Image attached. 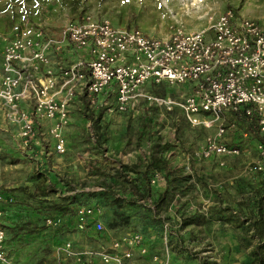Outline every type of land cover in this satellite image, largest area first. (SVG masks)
<instances>
[{"label":"rangeland","instance_id":"rangeland-1","mask_svg":"<svg viewBox=\"0 0 264 264\" xmlns=\"http://www.w3.org/2000/svg\"><path fill=\"white\" fill-rule=\"evenodd\" d=\"M230 8L264 27V0H0V44L13 24L34 21L37 14L49 18L53 31L89 14L107 18L115 27L166 37L173 27L198 31L207 13ZM192 84L152 83L147 89L174 95ZM152 105L139 102L127 113L104 110L95 122L87 118L90 111L81 102L72 103L64 154L55 153L46 124L41 137L47 146L24 147L19 129L0 111V186L16 199L12 222L17 224H11L15 229L8 233L7 260L1 264H85V259L79 262L67 254L66 243L74 252L102 251L133 233L143 238L151 259L133 253V263L126 264L253 263L256 246L264 242V213L257 202L262 187L243 170L252 145L241 149L239 158L245 162L230 176L198 156L208 132L190 126L180 112ZM225 114L228 137L241 139L235 113ZM156 145H168L167 151L155 154L166 159L168 171L150 170L159 177L155 185L150 177L149 202L142 204L139 198L132 205L128 201L136 199L119 171L123 165L145 170ZM85 188L96 191L87 194ZM167 190L171 200L159 207L157 201ZM190 204L197 210L189 209ZM81 205L101 211L102 234L76 233L74 212ZM164 220L170 221V228Z\"/></svg>","mask_w":264,"mask_h":264},{"label":"built area","instance_id":"built-area-1","mask_svg":"<svg viewBox=\"0 0 264 264\" xmlns=\"http://www.w3.org/2000/svg\"><path fill=\"white\" fill-rule=\"evenodd\" d=\"M58 32L61 38L48 35L26 19L13 24L4 39L0 101L8 121L19 129L24 147L47 146L38 136L44 121L49 122L55 153L64 154L69 107L82 98L90 110L121 113L135 109L139 102L167 112L179 109L193 128L213 131L199 151L201 159L234 157L241 149L223 141L229 126L225 113L230 110L256 117L258 158L244 170L264 173V27L257 21L238 16L230 8L207 13L205 25L198 31L173 27L169 35L158 37L136 27H115L107 18L86 14L65 22ZM65 51L73 56L69 63L54 60L56 53ZM189 81L193 84L183 94L162 96L147 89L152 83L184 87ZM106 94L114 101L105 98ZM242 137L249 139L247 133ZM218 165L223 167L224 160ZM158 177L153 176L152 185ZM11 202L13 198L0 186V263L7 260L3 207ZM148 202V198L140 200ZM189 209L197 207L190 204ZM164 221L165 228H170V221ZM75 224L81 232L104 230L101 211L92 206L77 208ZM64 249L79 262L85 259L91 263L97 257L102 264H126L134 250L140 255L147 252L138 234L113 241L108 250L74 252L71 243Z\"/></svg>","mask_w":264,"mask_h":264},{"label":"trees","instance_id":"trees-1","mask_svg":"<svg viewBox=\"0 0 264 264\" xmlns=\"http://www.w3.org/2000/svg\"><path fill=\"white\" fill-rule=\"evenodd\" d=\"M81 16H83L82 14L79 15L78 17L80 18ZM77 18V17H76ZM157 95H162V96H166L167 93L165 91H160V92H153ZM141 103V102H140ZM143 104L148 106V103L146 102H142ZM151 108V105L149 106ZM152 107H155L152 105ZM132 111V110H130ZM127 111V112H130ZM180 112L181 111L179 109H174L171 112ZM103 112L105 111H98L97 113L94 111H90V114L87 116V118L89 119H93L95 120V122L101 118V115L103 114ZM127 112H123V113H127ZM95 114V117L93 116ZM182 114V113H181ZM184 118V117H183ZM235 120L239 121V123L241 124V133L239 134V137L242 138V134L247 133L248 138H256L257 137V119L254 115L252 116H245L244 114H235ZM185 120V119H184ZM186 121V120H185ZM199 130H204L206 132H208L207 135L210 134V130H207L203 127L199 128ZM206 135V136H207ZM168 150V145L162 146V145H156L154 148V153L152 154L150 160H149V164L146 166L145 170H140L138 167H127V166H122L121 170L119 171V174L126 178V182L128 185V191L130 193V195L135 198L134 199H130L128 202L131 203L132 205L137 203V200L140 198L144 199L147 198V196L149 195V183H150V177L152 175L151 172L155 171H164L167 172L168 168H169V163L166 161V159L164 157H162L161 155H155V154H161V152L163 151H167ZM153 177V175H152ZM263 193L260 195V198H258L257 202H258V209L260 210V212L264 213V189H262ZM94 193V192H91ZM89 192H87V194H91ZM4 194H6V196L8 197H12L13 198V202H11V204H8L6 206L3 207V210L5 212V215L3 217V222H2V226L5 229L6 232V239H5V246L7 245L8 242V233L9 231L14 230L15 228H13L12 225H17V224H13L12 222V216H13V209L16 205V199L14 197L13 194H10L8 191H4ZM165 197L162 198L159 202L157 201V205L159 207H162L165 203L166 206H168L171 197H167L169 195L168 190L165 191ZM82 206V205H81ZM86 206V205H83ZM78 208V207H77ZM77 210V209H76ZM76 210L74 212V218H73V224H74V228L76 226ZM12 224V225H11ZM104 225V223H103ZM116 224L112 223L111 227L115 226ZM102 232L100 233H96L97 235L102 234ZM136 234V233H133ZM256 251L254 252V260L252 264H264V242L261 243L260 245L256 246ZM6 253V251H5Z\"/></svg>","mask_w":264,"mask_h":264},{"label":"crops","instance_id":"crops-1","mask_svg":"<svg viewBox=\"0 0 264 264\" xmlns=\"http://www.w3.org/2000/svg\"><path fill=\"white\" fill-rule=\"evenodd\" d=\"M35 17L36 18L33 19L34 21H30L33 25H35L37 27L40 26L41 28H43L44 32H46L48 35H52L53 37H56V38H61L60 37L61 35L58 32L59 30H54L53 31V28H50L49 24L52 23V22L47 21V20H49L48 17H46L45 15L40 16L39 14L35 15ZM28 20H30V19L28 18ZM4 45H5V43L3 41L0 44V63H1V52H2V48H3ZM72 57L73 56H71L68 52L65 51V52H62V53H56L54 55V60L56 59V60H59L61 63L66 64V63H69L71 61ZM104 97L107 98L110 102L114 101V97H112L111 94H106V95H104ZM76 102H81L83 104V107L87 108L86 105H85L84 99L79 98V99L75 100L73 103H76ZM4 110H5V108H1L0 107V111L3 114V116L5 115L4 114L5 113ZM89 111H94V112L97 113L99 110H95V109L90 110L89 109ZM45 124H46L45 129H47V132L49 130V128H48L49 127V122H43V123L41 122V124L38 127V136L39 137H41L42 129H44V128H42V126L45 125ZM233 126H234V124L231 127L233 128ZM228 130H229V126H228ZM228 130H227V132H228ZM227 132H226V135L223 137V141L228 146H234L235 145V146L239 147L240 149H242L244 146H248L249 147L250 145H252V148H251L250 152H248V154L250 156H247L248 157L247 159H249V161L247 163H245L246 165L243 168V170H244L246 166H248L251 162L255 161L258 158V154L256 152V142H257V139H258L257 138L258 134H257L256 138L245 139V138L242 137L241 139L237 140L235 138L234 139L229 138ZM211 133H213V131H211ZM34 146L37 147V145L31 144V146L28 147V148H31V147H34ZM239 157L240 156L218 157V158L214 157L212 159H208V161H211L217 167H220V168L224 169V172L231 176V174L235 173V170H237L245 162V158L240 159ZM220 159H223L224 162H225V165L223 167L218 165V161ZM244 172L246 173L245 170H244ZM246 174H248V173H246ZM248 175H250V176L253 175V177H255V182L258 183V186H260V187H262V189H264V173H251V174H248ZM223 176H226V175H224V173H223ZM230 176H227V177H230ZM257 192L258 191H256V194L258 195ZM260 195L261 194H259V196ZM225 196H228V194L226 193ZM232 197L230 198L231 202H233V198ZM255 197H256V195H255ZM263 202H264V200H263ZM80 232L81 231L76 232V233L81 234V235H85L87 237L92 236L93 233H94L92 230H88V231H84V232L82 231L81 233ZM144 245H145V242H144ZM145 247H146V245H145ZM133 253L137 254L140 259L141 258L142 259L144 258L143 260H145V259L146 260H150L151 259V257L150 258L148 257L149 254H147V252H146V255H140L138 250H134ZM135 258H136L135 255H133L132 259L127 260L126 263H133L132 260H134ZM98 262L100 264H102L100 259L95 257V258H93V260H91V263L88 262V261H86L84 263L85 264H97Z\"/></svg>","mask_w":264,"mask_h":264}]
</instances>
